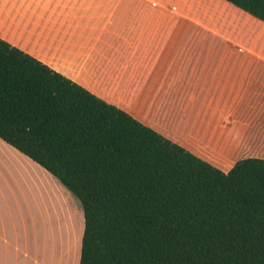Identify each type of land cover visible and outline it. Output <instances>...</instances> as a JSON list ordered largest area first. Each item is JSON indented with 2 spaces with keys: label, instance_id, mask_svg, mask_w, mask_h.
<instances>
[{
  "label": "crops",
  "instance_id": "0c3cea01",
  "mask_svg": "<svg viewBox=\"0 0 264 264\" xmlns=\"http://www.w3.org/2000/svg\"><path fill=\"white\" fill-rule=\"evenodd\" d=\"M195 1L0 0V38L227 171L230 125L264 135V22L223 0L236 34L204 35L219 28L204 11L224 10ZM52 188L76 218L45 242ZM68 192L0 139V264H79L83 212Z\"/></svg>",
  "mask_w": 264,
  "mask_h": 264
},
{
  "label": "trees",
  "instance_id": "16d2710c",
  "mask_svg": "<svg viewBox=\"0 0 264 264\" xmlns=\"http://www.w3.org/2000/svg\"><path fill=\"white\" fill-rule=\"evenodd\" d=\"M236 127L224 171L0 38V139L79 202V264H264V135Z\"/></svg>",
  "mask_w": 264,
  "mask_h": 264
},
{
  "label": "rangeland",
  "instance_id": "374dc122",
  "mask_svg": "<svg viewBox=\"0 0 264 264\" xmlns=\"http://www.w3.org/2000/svg\"><path fill=\"white\" fill-rule=\"evenodd\" d=\"M190 1L191 2H198V1H195V0H190ZM183 2H185V1H183ZM209 2L211 4V6L213 5L217 9L224 10V11H223V13H221V12H219V13H211L210 11H208L209 9L208 10H205L207 8H204L205 11H204V14H203V18L204 19H212L219 28H213L212 29V33H210L208 29L203 28V30H202L203 31V34L206 35L207 33H209V34H213V35L215 34V35H217V33H215V32L218 31V30H220V31L221 30H225L226 32L228 30L229 32L224 33V34L235 35L236 32H237L236 31V28H235V26L232 23L231 24L228 23V21H230V18L226 15V13H231L232 10L234 9V7H232L230 4L226 3L223 0H211ZM170 3L172 5L176 4L175 1H170ZM240 16H242V15L240 14ZM237 50H240V49L237 48ZM217 156L218 155L215 154V153H210V157L212 159H214V160L217 159V158H220V157H217ZM238 157H240V155L239 156H235L234 155L233 158H231V159L234 160V159H236ZM43 188H44V190H46V187L43 186ZM48 190L50 192V189H48ZM51 190H52L51 191V194H52V197H53V203H52L51 213L48 212V209H50L49 208L50 206H46L45 204L43 205V209H46L47 210L48 215H50V221H51V224H49V225L44 224L45 242H46V240L49 242V240H50L51 237H52V240H54L53 238H54L55 235L58 238H61L62 237V234L65 233V230H64L63 233L60 232V234H59V231H58L59 225L56 226L57 220H58V223H59V221H61V217L67 218L68 217L67 216L68 213L70 215L72 214V219H74V217L76 218V212L73 211V208L68 203V201L66 202L67 203L66 204L65 201H64V198L61 196V194L57 195V192L53 188ZM70 195L72 197L73 202L76 203L77 206H80L79 203H78V201L76 200V198L71 193H70ZM59 208L62 209L63 213H59V214H57V216L55 215V219H54L53 218V215H54L53 212H56V211L59 212L58 211ZM68 220H69V217L66 220L67 223H68ZM75 231L77 232V228H75Z\"/></svg>",
  "mask_w": 264,
  "mask_h": 264
}]
</instances>
